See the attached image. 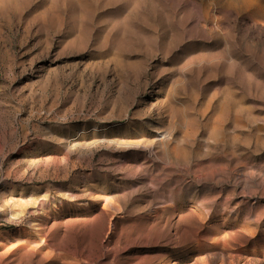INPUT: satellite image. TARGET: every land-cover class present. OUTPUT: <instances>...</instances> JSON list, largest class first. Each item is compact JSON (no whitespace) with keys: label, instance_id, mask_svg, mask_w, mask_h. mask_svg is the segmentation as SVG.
Returning a JSON list of instances; mask_svg holds the SVG:
<instances>
[{"label":"rangeland","instance_id":"374dc122","mask_svg":"<svg viewBox=\"0 0 264 264\" xmlns=\"http://www.w3.org/2000/svg\"><path fill=\"white\" fill-rule=\"evenodd\" d=\"M0 264H264V0H0Z\"/></svg>","mask_w":264,"mask_h":264}]
</instances>
